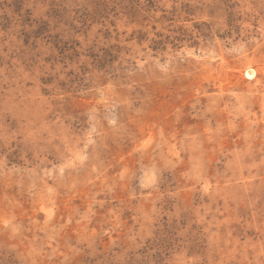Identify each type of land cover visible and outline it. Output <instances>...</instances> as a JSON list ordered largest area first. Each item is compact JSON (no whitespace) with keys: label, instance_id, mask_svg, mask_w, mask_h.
<instances>
[{"label":"rangeland","instance_id":"374dc122","mask_svg":"<svg viewBox=\"0 0 264 264\" xmlns=\"http://www.w3.org/2000/svg\"><path fill=\"white\" fill-rule=\"evenodd\" d=\"M0 264H264V0H0Z\"/></svg>","mask_w":264,"mask_h":264}]
</instances>
